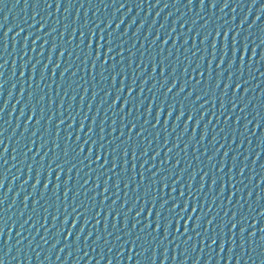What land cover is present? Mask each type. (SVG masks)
<instances>
[{"label":"water","instance_id":"water-1","mask_svg":"<svg viewBox=\"0 0 264 264\" xmlns=\"http://www.w3.org/2000/svg\"><path fill=\"white\" fill-rule=\"evenodd\" d=\"M138 262L214 264L208 0H0V264Z\"/></svg>","mask_w":264,"mask_h":264},{"label":"snow or ice","instance_id":"snow-or-ice-1","mask_svg":"<svg viewBox=\"0 0 264 264\" xmlns=\"http://www.w3.org/2000/svg\"><path fill=\"white\" fill-rule=\"evenodd\" d=\"M75 31V29H74ZM95 40V33H91L90 36H89V44H88V56L89 57H92L93 53H92V43L93 41ZM100 41L101 43L97 44V48H96V52H95V61L96 62H99L100 60V57H101V54L104 50V37H103V34H101L100 36ZM81 43H83V33H81ZM108 44H109V47L107 49V52L108 53H111L112 52V47H111V44H112V39L111 37H109V40H108ZM227 47V39L225 38V48ZM236 47L234 45L233 47V53L235 54L236 52ZM64 51H67V49H64L61 51L60 55L61 57H63L64 55ZM221 63H223V61H221ZM104 64H107V60L104 61ZM58 66V65H57ZM95 63H93V69H95ZM103 67V66H102ZM65 71H67V69H65ZM63 75V74H62ZM115 81V76L113 77V82ZM175 85L173 84V87ZM227 85L225 86V94H224V98L226 100L227 98ZM240 85H239V82H237V89H239ZM120 91H122V87L120 90H118V93H117V98L115 101H113V105H115L116 102L119 101V93ZM169 91H171V88L169 89ZM181 91H183V89H181ZM132 100V97H131V89L129 90V99L128 100H125L124 102V107H126L128 105V103ZM222 106H223V101H222ZM151 109H149L150 111ZM121 111H123V107L121 109ZM163 109H160V111H158L157 113V117L159 118V116L161 115ZM183 113H181L182 115ZM172 115V112L169 111L168 113V116L171 117ZM179 119V118H178ZM62 122V121H61ZM113 124L115 125V121L113 122ZM135 127V125H133V128ZM81 130H83L81 128ZM102 133H103V128H102ZM90 134H91V130H90ZM131 139V137H129V140ZM57 147H59V145H57ZM101 153L97 155L96 157V163H99L100 159H101V155L103 154V149H104V145L101 144ZM83 151V149L81 148V152ZM91 149L89 150V153H88V159L91 158ZM109 154H111V150L109 151ZM124 156H125V160H124V164H125V170H126V167H127V160H126V157H127V150L125 149V152H124ZM133 160L135 161V152L133 154ZM108 161L107 159L104 160V163L103 164H100L99 167L101 170L104 169V167L107 165ZM119 163V158L118 157H114L113 158V162H112V169L114 170L116 167H117V164ZM72 167H75V165H72L71 167H69V173H71V170H72ZM135 168V165H133V169ZM42 171L43 169L41 168L40 170L37 171V184L40 183V176L42 174ZM53 171V169L49 168L48 170V179L46 180L45 182V190H47V187H48V184L51 183V172ZM71 179V176L69 175V180L65 181V197H67V193L68 191H70L71 189L68 187L69 185V181ZM97 179L99 180V177H97ZM109 179H111V177H109ZM143 179V177H142ZM167 179V178H165ZM119 176L117 178V187L119 186ZM213 184H215V180H213ZM99 185L97 184V187ZM165 187H167V185L165 184ZM56 188L57 190L59 189V175L57 176V185H56ZM109 190V185H108V182L105 181V188H104V192L107 193ZM150 190V189H149ZM174 190V189H173ZM55 195V192L53 193ZM145 195H147V191L145 193ZM107 199V196H105V200ZM157 199L156 195L153 196V201H155ZM113 204H115V201L113 202ZM167 204H168V201L167 200H162L160 202V206L159 208L157 209L156 207V204L153 203L152 204V207L149 209V212H148V217H149V222L147 224L144 225V228L141 229V233L144 234L145 232H147L148 234H151L153 232V223L151 221V217L153 215V213H155V216H156V219H155V233H159L161 230H163L164 232V238L165 240L168 238V236L171 234V229H172V226H173V223H175L176 225V234H177V237H179L181 235V231H180V223H181V220H183V215L181 213L183 212H186L187 211V203L185 204V207L183 209H181L180 213H177L176 210L178 208H180V205L179 204H176V203H173L172 204V207L171 208H167ZM75 210V209H74ZM130 211V210H129ZM143 211V208L140 210V212H137V220L136 222L134 223L133 227L135 228L136 224L139 223V216L141 214V212ZM193 212H195V208L193 209ZM173 213H176V215H173ZM109 215H111V210H109ZM67 220H68V217L67 215L65 216V220L64 222L67 223ZM127 220H128V217L127 215H125V225H127ZM189 220H191V217H189ZM209 225L212 224V221L210 220L209 222ZM238 223V221L235 220V217L233 218V222L231 224V227L233 229H235L236 227V224ZM201 225V218L198 217L197 220H196V228L199 229ZM73 227H75V224H73ZM226 227V225H222L221 226V231H223V228ZM246 231L245 228L241 227V236L243 237V234L244 232ZM188 232V223L185 222L184 224V233L186 234ZM137 239H139V237H137ZM190 239V237H189ZM215 242V241H214ZM139 264V262H138Z\"/></svg>","mask_w":264,"mask_h":264}]
</instances>
